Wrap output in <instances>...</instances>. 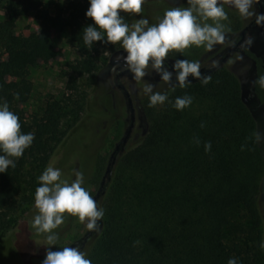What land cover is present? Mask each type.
Instances as JSON below:
<instances>
[{
	"label": "trees",
	"instance_id": "trees-1",
	"mask_svg": "<svg viewBox=\"0 0 264 264\" xmlns=\"http://www.w3.org/2000/svg\"><path fill=\"white\" fill-rule=\"evenodd\" d=\"M1 7L0 103L7 102L19 117L21 133H33L34 140L16 166L0 174V240L19 200L29 198L25 167L35 162L43 170L63 137L60 122L69 109L62 101L46 100L30 121L21 108L32 94L29 70L58 55L53 33L69 31L67 44L80 59L67 68L77 75H106L121 67L125 55L119 44L84 45L82 30L93 23L85 17L88 0L66 7L52 0H0ZM29 13L39 22L38 32L16 36L17 19ZM242 53L253 64L251 94L264 111V87L258 83L264 60L249 49ZM173 62L168 54L170 71ZM201 76L209 82L189 77V84L174 89L175 81L164 82L162 89L154 83L153 91L168 100L150 108L147 95L140 99L144 130L134 146L113 157L97 156L91 184L97 186L95 201L104 216L96 230L68 246L79 248L91 264H227L230 258L250 263L254 253L238 235L245 220L253 229L258 225L264 145L237 80L221 66ZM185 95L191 105L175 110L172 103ZM73 106L77 115L82 106ZM206 143L211 144L207 152ZM37 182L38 177L29 185L31 197ZM229 235L235 238L228 243Z\"/></svg>",
	"mask_w": 264,
	"mask_h": 264
},
{
	"label": "rangeland",
	"instance_id": "rangeland-1",
	"mask_svg": "<svg viewBox=\"0 0 264 264\" xmlns=\"http://www.w3.org/2000/svg\"><path fill=\"white\" fill-rule=\"evenodd\" d=\"M47 2L48 0H42ZM61 3L65 7L73 1L82 0H52ZM263 3V0H261ZM187 6L186 0H145L139 14H124L125 22L132 25L139 18L149 21V26L156 24L166 10L172 7ZM258 11V6H256ZM228 20L225 25V40L213 47L211 51L203 46H190L183 53L170 52L171 59H186L200 63L201 74L215 67L225 56L227 51L235 45L243 29L254 21L250 17L247 21L240 18L238 13L225 7ZM5 10L0 8V21L4 17ZM210 23V21H209ZM39 22L33 13L21 16L17 19L14 34L16 36H29L37 33ZM69 31L62 35L53 33L54 50L58 53L55 58L47 62H39L36 67L29 70V80L32 83V94L29 101L21 106L26 121H30L39 113L40 107L46 100L57 99L62 105L68 106V115L60 122V132L63 133L61 142L51 153L49 164L43 170L35 162H29L24 169V182L29 198L20 199L16 208L7 219L8 228L0 240V264H42L48 247L44 234H37L32 226L37 210L34 207V197H31L29 185L36 177H39L48 166L61 170L62 179L71 182L75 179L74 172L83 173L84 187L96 200L97 186L91 184L95 173V161L97 156L112 154L115 146L121 142L131 123L133 126L129 137L120 150H127L134 146L144 130V122L140 112L139 101L145 95L143 89L146 83H157V88L165 87L160 77L149 68L146 71L149 76L139 82L133 80L132 74L123 64L117 70L100 75L74 74L67 68V64L80 59L78 52L67 44ZM252 40L249 45L248 39ZM249 49L264 60V27L252 24L244 34L242 44L232 51L221 65L239 83L244 103L250 109L256 121L257 133L261 134L259 143L264 145V111L260 108L251 94L254 78L252 62L246 58L242 50ZM126 55V54H125ZM172 65V64H170ZM127 70V73L117 80L124 90L119 89L114 82L117 73ZM170 71V70H169ZM172 82L175 78H172ZM82 106L75 115L74 104ZM70 112V113H69ZM38 184V187L40 186ZM259 221L253 229L252 222H243V232L238 235L242 246L249 247L252 254L249 264H264V248L260 247L264 242V177L261 183V193L258 200ZM85 223H79L78 219L67 213L64 214V222L53 230L57 234L56 244L51 251L68 247L73 241H80L89 231ZM235 235H229L226 241L229 243ZM255 247V248H254Z\"/></svg>",
	"mask_w": 264,
	"mask_h": 264
},
{
	"label": "clouds",
	"instance_id": "clouds-1",
	"mask_svg": "<svg viewBox=\"0 0 264 264\" xmlns=\"http://www.w3.org/2000/svg\"><path fill=\"white\" fill-rule=\"evenodd\" d=\"M145 0H88L89 7L85 12L86 19L93 23L83 28V43L93 47L94 43L119 44L123 49V61L133 80L139 82L149 76L146 71L160 77V80L172 84L175 73L176 86L184 88L189 84V77L200 80L203 84L209 82V77L201 76L200 63L186 59H173L171 71L166 60L170 52L183 53L190 46L201 47L211 51L217 44L225 40V25L228 20L225 11L227 6L247 21L255 18V24L264 27V12L257 11L256 6L261 0H186L185 7H172L166 10L159 21L149 26V21L139 18L129 25L124 14H139ZM210 21V23H209ZM250 45L252 40L249 38ZM260 86L264 87V76L258 78ZM154 86L146 83L143 91L148 96V107L163 105L168 96L153 91ZM192 98L188 95L177 97L172 107L181 111L189 107ZM19 117L9 109L7 102L0 103V174L11 166H16V160L29 148L34 140V134L21 133ZM203 126V125H201ZM259 141L262 137L257 133ZM211 149V144H205V151ZM59 168L48 166L38 177L39 187L35 190L34 207L37 214L32 226L37 234H44L48 249L42 264H91L85 258V253L77 247H63L51 251L56 244L57 234L53 231L64 222L67 213L85 223L88 230H96L104 216L103 209H98L97 203L89 192L82 187L83 173L74 172L75 179L69 182L61 178ZM264 248V242L260 244ZM227 264H237L235 258H230Z\"/></svg>",
	"mask_w": 264,
	"mask_h": 264
},
{
	"label": "water",
	"instance_id": "water-1",
	"mask_svg": "<svg viewBox=\"0 0 264 264\" xmlns=\"http://www.w3.org/2000/svg\"><path fill=\"white\" fill-rule=\"evenodd\" d=\"M261 11H262V8L260 7L259 12H261ZM254 21H255V19H254ZM250 26H251V24L248 25L247 27H245V28L243 29V31H242V33H241V38L239 39V41H238V42H237V43H236L231 49H229V50L227 51V53L225 54V56L221 59V61H220L215 67H219V66H221V65L225 62V60L228 58V56L230 55V53H231L232 51H234V50H235V49H236V48L242 43L243 38H244L245 31H246ZM126 73H127V70H124V71H122V72H120V73H117V74L115 75V77H114V82L116 83V85H117V87H118L119 89L124 90L123 87H122L120 84L117 83V80H118L119 78H121L122 76H124ZM132 120H133V116L131 115V123H130V125H129L127 131H126V134H125V136L121 139V142L118 143V144L115 146V148H114V150H113V152H112V154H111V157H113V156L115 155V153L120 149L121 145H124V144L126 143L128 137H129V134H130V132H131L132 126H133ZM108 169H109V165H108V167H107L106 172H108ZM94 200H95V199H94Z\"/></svg>",
	"mask_w": 264,
	"mask_h": 264
},
{
	"label": "flooded vegetation",
	"instance_id": "flooded-vegetation-1",
	"mask_svg": "<svg viewBox=\"0 0 264 264\" xmlns=\"http://www.w3.org/2000/svg\"><path fill=\"white\" fill-rule=\"evenodd\" d=\"M257 6H258V11H259V9H260V7H261V8H262V11H261V12H264V0H263V3H260V4L257 5ZM250 24H251V25H252V24H255V22L253 21V22L250 23ZM240 38H241V34H240L239 39H240ZM239 39L236 41V43L239 41ZM243 39H244V38H243ZM242 42H243V41H242ZM236 43H235V44H236ZM241 44H242V43H241ZM241 44H240V45H241ZM240 45H239V46H240ZM233 46H234V45H233ZM233 46H232V47H233ZM239 46H238V47H239ZM232 47H231V48H232ZM238 47H237V48H238ZM231 48H230V49H231ZM235 50H236V49H235Z\"/></svg>",
	"mask_w": 264,
	"mask_h": 264
}]
</instances>
